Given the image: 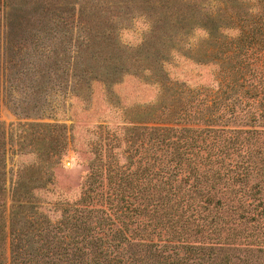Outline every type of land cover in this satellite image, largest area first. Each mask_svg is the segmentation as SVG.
Returning <instances> with one entry per match:
<instances>
[{"label": "trees", "instance_id": "trees-1", "mask_svg": "<svg viewBox=\"0 0 264 264\" xmlns=\"http://www.w3.org/2000/svg\"><path fill=\"white\" fill-rule=\"evenodd\" d=\"M0 11L1 93L18 117H54L59 96L86 97L93 82L159 87L132 118L124 162L112 140L92 150L80 198L54 204L56 219L33 194L60 160L49 125L0 122V264H264V0H0ZM136 23L150 32L123 41ZM175 55L211 65L214 83L170 80ZM14 139L33 161L7 185Z\"/></svg>", "mask_w": 264, "mask_h": 264}, {"label": "rangeland", "instance_id": "rangeland-1", "mask_svg": "<svg viewBox=\"0 0 264 264\" xmlns=\"http://www.w3.org/2000/svg\"><path fill=\"white\" fill-rule=\"evenodd\" d=\"M0 11V27L1 25ZM1 30V28H0ZM144 30L140 23H136L131 30L122 33V40L135 44L140 42V35ZM203 32L197 31L194 38H200ZM170 80L184 82L189 86L209 85L214 83L213 67L196 63L189 58L175 55L163 67ZM2 73L0 70V122L7 128L18 122H36L48 124L53 138L57 141L59 150L57 164L52 167L53 183L45 184L44 188L33 194L39 198L41 210L51 219H56L58 213L53 212L54 204L58 202L72 203L77 201L89 175V164L93 160L91 153L96 147H101L104 153L105 143L112 140L119 143V147L112 151L118 154L119 164L124 162L125 136L135 133L134 126H139L132 118H139L137 112L142 111L148 104L158 98L159 87L152 84V80L145 81L137 76L126 75L119 82L106 86L93 82L86 97L59 96L57 110L54 117L23 118L11 112L2 98ZM143 118H148L143 116ZM145 122V123H144ZM146 126L152 122L143 121ZM9 129L8 132H10ZM15 139L7 145L6 173L9 185L15 171L27 166L33 161L31 155L16 154Z\"/></svg>", "mask_w": 264, "mask_h": 264}, {"label": "clouds", "instance_id": "clouds-1", "mask_svg": "<svg viewBox=\"0 0 264 264\" xmlns=\"http://www.w3.org/2000/svg\"><path fill=\"white\" fill-rule=\"evenodd\" d=\"M146 20H147V17H145V16H141L140 17V21H146ZM143 28H144V30L146 32H150V30H151V24L150 23H144L143 24Z\"/></svg>", "mask_w": 264, "mask_h": 264}]
</instances>
